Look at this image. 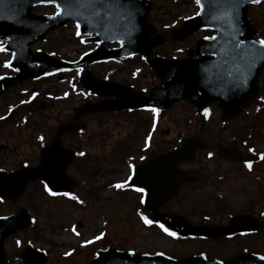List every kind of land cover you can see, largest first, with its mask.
<instances>
[{
  "label": "water",
  "instance_id": "obj_1",
  "mask_svg": "<svg viewBox=\"0 0 264 264\" xmlns=\"http://www.w3.org/2000/svg\"><path fill=\"white\" fill-rule=\"evenodd\" d=\"M262 1L264 0H260V2ZM56 3L62 6V14L59 17L33 14V9L40 5H53L47 3L46 0H4V3L0 4V40H6V50L13 54L11 66L18 73L16 77L0 79V96L8 88L30 77L51 75L84 67L98 61L121 58L136 52H143L150 56L153 47L164 44L165 36L159 35L148 22L152 9L149 0H121L124 7L103 19L80 8L76 4V0H56ZM256 4L258 3H251L250 0H201L200 15L185 20L181 28L173 32L175 40L184 41L197 31H214V39L200 40L196 50L190 52V56L196 55L200 58L176 62L149 59V63L159 74L163 70L168 73L171 69L177 68L168 83L150 93L149 100L136 96L132 89H127L124 86L100 83L94 79L91 73L87 72L82 80L85 88L101 96H116V99L88 106L81 112L118 111L127 107H139L149 101L153 106L167 109L175 102L185 101L194 104L199 110L212 104L219 106L224 122L238 116L243 105L258 92L257 82L262 69H264V58L255 60L251 67L247 66V63H251V61L245 63L241 59L249 49L264 51L258 44L260 40L254 38L257 31L249 24L248 20L249 7ZM67 12L73 14L68 15ZM128 13H131L130 17ZM121 14L124 16L123 19ZM67 21L79 24L80 30L86 35L95 34V41L100 43L119 42L122 48L115 51L99 48L77 64L58 61L42 52L32 53L31 45L43 40L50 31L64 25ZM241 41L243 44L241 48L237 49L235 45ZM35 64L40 67L39 71H29L28 66ZM229 70L231 74H229ZM71 128L68 126L61 129L59 136ZM193 144H201V142L200 140H185L182 149L169 153L166 158L160 161L161 168L157 171H149L156 178L155 180L151 179L155 187L168 184L178 186L185 179L186 175L180 174L181 180L178 182L175 167L181 158L184 159L190 153L194 154L197 151L196 147L193 152H188L189 146ZM234 151L230 147H220V154L229 158L236 153ZM72 159V153L65 155L64 158L61 157L59 143L56 142L43 152L39 169L24 171L17 174L18 177L15 179L22 181L23 184L31 179H39L49 189L55 188L54 180L60 184L66 183V168ZM142 173L145 174V171ZM152 186L150 184V187ZM174 195L152 193V197L150 196L148 201V211L153 219L163 222L167 228H185L184 230L187 232L179 230L180 234L191 233L199 237H219L242 229L262 227L246 217H236L231 226L227 228L176 226L177 217L160 214L156 209L160 205L158 204L160 197H164V199L160 198L164 203ZM28 226L26 213L0 219V264H5V239L17 230L25 229ZM261 257L263 256L245 253L229 261H211L201 254L178 261L163 254L138 255L134 252L108 250L99 252L91 264H264V259ZM22 258L26 264L46 263L45 256L33 250L24 252Z\"/></svg>",
  "mask_w": 264,
  "mask_h": 264
},
{
  "label": "rangeland",
  "instance_id": "obj_2",
  "mask_svg": "<svg viewBox=\"0 0 264 264\" xmlns=\"http://www.w3.org/2000/svg\"><path fill=\"white\" fill-rule=\"evenodd\" d=\"M151 1L154 4L151 22L159 32H166L168 35V45L157 52L178 55L187 48H193L195 42L204 36L205 33H198L184 43L175 42L171 38V31L178 23V18L183 20L197 12L194 0ZM55 12L54 7H43L36 10V13L40 15H52ZM250 19L257 30L262 33L259 38L264 40V3L251 9ZM36 48L44 49L55 55H68L69 53L77 57L84 50L85 44H81V41L73 37V27L69 24L64 29L51 33L47 40L37 44ZM6 59H8L7 55L1 53L0 63ZM1 72L0 69V74ZM116 78L127 81L128 75L116 76ZM54 83V80L43 81L28 84L25 88L31 89L35 86L37 89L46 90L49 86L54 93L69 91L70 100L59 103L56 112L64 106L66 108L64 113L67 114L64 117L72 118L73 111L77 107L78 98L73 96L78 90L77 86L72 84L70 88L60 82ZM74 89L77 90L74 92ZM7 104L8 99L4 98L0 102V107ZM217 114L218 112H216V117ZM191 115V108L186 105H178L169 111L166 118L162 120L169 135L165 137L162 134L161 137H155L154 142H151L149 146L153 149L150 152L154 153V149L164 143L169 136L174 137V134L179 136L185 133L187 121ZM143 116L119 114L118 116L87 117L85 119L86 132L81 134V138L78 136L74 138L76 141L74 149L80 153L71 172L72 176L84 180L85 186L83 185L79 193L85 197V204L83 206L78 204V195L75 196L76 199H72L73 196H71L70 202L52 200L34 185L29 189L28 196H33V199L37 201L31 210L32 214L37 217L38 223L33 229L17 236L24 240L23 242L33 240L34 247L48 255V264H88L97 249L107 246H117L137 252H170L184 257L201 250L228 257L245 250L264 254V233L258 235V238L250 236L231 243L168 240L149 223H146L145 219H142L146 217L140 211L137 196L132 198L129 193H122L124 189L111 188L113 182L126 178L128 158L146 148L142 145L150 125V118L145 116L141 119ZM257 118L258 121L262 119L261 123L264 125V113ZM55 120L58 121L57 118ZM213 121L220 122L218 117ZM234 123L238 127L237 121ZM43 126L42 130L49 128L48 124L43 123ZM218 128L221 131L223 129L219 125ZM261 128L260 133L264 137V127ZM5 141L10 144L8 139ZM168 145L169 141H167ZM140 147L142 148L139 149ZM237 196L239 194L225 196L226 201L229 197ZM198 197L205 201L201 195ZM28 198L32 199V197L23 198L21 206L27 203ZM210 198L216 200L215 197ZM36 205L37 207L34 208ZM21 206L14 208L0 206V214L16 211ZM97 237L99 238L96 239ZM8 249L12 253L18 251L13 238L7 242ZM12 262L10 264H16Z\"/></svg>",
  "mask_w": 264,
  "mask_h": 264
},
{
  "label": "flooded vegetation",
  "instance_id": "obj_3",
  "mask_svg": "<svg viewBox=\"0 0 264 264\" xmlns=\"http://www.w3.org/2000/svg\"><path fill=\"white\" fill-rule=\"evenodd\" d=\"M139 57H142V55H138L134 59ZM146 76L148 75L142 74L138 79L132 81L136 90H148L151 88V83L154 82L153 85H157L160 82L157 78H154V80L152 77L145 79ZM263 78L264 72L261 78V93L245 106L238 118V127L234 123L238 119L223 125L211 121L199 124L191 120L187 124L185 133L179 136L174 134V137L169 136L164 140V143L154 149V153H134V155H131L129 157L130 163L127 166L129 181L136 169L143 167L157 171L156 169L161 168L160 164L152 163L146 166L144 164L155 159L161 153L178 148L182 138L197 136L202 130L204 138L209 144L207 151L198 153L195 156H188L187 160L178 162L175 167L177 175L197 173L201 175L202 179L181 181L176 198L163 205L160 210L184 217L193 226L205 224L210 227H223L228 225L231 218L236 215L252 216L259 222L264 223V138L254 122V118L257 117L262 108L264 98ZM37 100L35 99L31 103L27 102L24 105H17L15 108H6L5 105L0 107V119L8 117L12 113L16 114L14 122H8L0 126V172L18 171L25 167L37 166L42 148L52 141L57 126L64 121V116L67 114L64 113L63 109L59 108L56 113V110L46 111L38 109ZM8 102L11 105L15 103L13 97L9 98ZM179 105L189 106L182 103ZM6 109L8 112H5ZM56 116L61 118L62 121L60 123L54 121ZM46 117L50 122L48 123L49 128L42 130V127H44L43 119ZM165 118L166 113H163L158 123L152 128L150 132L152 142L157 136L161 137L164 134L166 137V135H169V131L161 121ZM218 125L223 128L222 131L218 128ZM76 135L77 133L64 137L63 146L66 149H72L76 152L74 149L76 143L74 138ZM5 139H8L10 144ZM167 141H169V148H167ZM220 143L225 146L237 143L240 155L238 158L242 160L236 162L220 156L218 154V144ZM73 165L69 167V171ZM32 184L40 186V183L32 182L27 186L28 189ZM150 184L153 186L150 187ZM148 185L150 193H157L161 190V187H155L153 182H149ZM129 187L133 194L140 195L138 200H144L145 192H137L130 183ZM28 189L25 191L24 196L27 194ZM236 194H239V196L229 197L228 201L225 200V196ZM198 195H201L205 201L200 200ZM24 196L15 201H2L0 199V204L4 203L9 208L21 206V199ZM30 197H32V199H29L30 202L21 206L18 210L33 206V201L35 200L33 196ZM210 197H215L217 201ZM139 206L144 210V203H140ZM199 217L200 219H198ZM147 219L150 220L148 217ZM152 223L151 221L149 224L156 226L155 223ZM257 233H261V231L235 234L221 239L200 240L211 243H231L238 242L242 238L252 237V235L258 238L259 234ZM176 240L183 241L184 239L176 238ZM186 240L191 242L200 241L193 238ZM210 254L213 255L210 258H229L228 256H218L211 252Z\"/></svg>",
  "mask_w": 264,
  "mask_h": 264
},
{
  "label": "snow or ice",
  "instance_id": "obj_4",
  "mask_svg": "<svg viewBox=\"0 0 264 264\" xmlns=\"http://www.w3.org/2000/svg\"><path fill=\"white\" fill-rule=\"evenodd\" d=\"M47 3L55 4L56 5V12L55 15L59 17L62 14V6L58 3H56V0H46ZM251 3H260V0H250ZM4 0H0V4H3ZM194 3L196 4L197 8L200 9L202 7L201 0H194ZM76 4L80 8H84L88 12H90L93 16H96L100 19L108 17L112 12H118L121 8L124 7L122 5L121 0H76ZM70 6V5H68ZM68 15H72V12H67ZM197 15H200V11H197ZM128 16H131V13H128ZM121 18L123 19L124 16L121 14ZM22 23V22H20ZM77 29H79L80 25H76ZM79 35L80 33L77 32ZM206 39H214L211 37H206ZM83 42V41H82ZM243 44V41L237 43L235 47L237 49L241 48V45ZM258 44L260 46V49H264V40L258 41ZM0 51H4L3 45H0ZM264 58V51H253L251 49L247 50L241 59L247 63L248 61H251V63H247L248 67H251L252 64L255 63V60ZM6 67L9 66L7 63L5 65ZM229 74H231V71L229 70ZM153 112L156 111V109H152ZM205 115H207L208 110H204ZM82 155V154H81ZM131 167V166H130ZM114 187H121L120 184L115 185ZM45 189H47V186H45ZM137 192H143L144 190L142 188H137ZM72 199H76L75 196L72 197ZM143 203V201H141ZM142 219H145L146 223H151L150 220H147V218L142 217ZM163 228V230L169 235V236H175L176 234L174 232L169 231L167 228H164L163 225L160 226ZM19 244V241L17 242ZM261 259H264V257H261Z\"/></svg>",
  "mask_w": 264,
  "mask_h": 264
}]
</instances>
